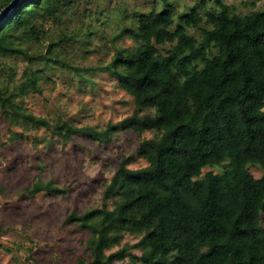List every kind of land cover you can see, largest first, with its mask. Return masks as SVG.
<instances>
[{
	"label": "trees",
	"instance_id": "1",
	"mask_svg": "<svg viewBox=\"0 0 264 264\" xmlns=\"http://www.w3.org/2000/svg\"><path fill=\"white\" fill-rule=\"evenodd\" d=\"M10 1H0V10ZM72 2L20 0L0 21V54L35 56L20 41L39 40L43 20H59ZM205 3L183 13L170 2L152 5L134 14L133 26H122L120 34L136 45L116 49L113 65L122 67L118 82L137 108L102 130L50 122L0 89V108L11 123L52 127L65 139L80 132L102 138L119 129L154 131L138 145L146 164L132 168L123 157L106 183L111 207L65 217L89 233V256L80 264H112L127 255L141 264H264V8L238 13L215 0L217 8L203 15ZM201 23L200 37L188 31ZM57 43L51 39L47 52ZM26 74L23 88L40 90L35 74ZM252 164L262 168L259 177ZM209 165L222 170L202 173ZM41 190L66 189L53 179L28 188ZM125 230L142 232L134 244L140 253L125 246L108 251Z\"/></svg>",
	"mask_w": 264,
	"mask_h": 264
},
{
	"label": "rangeland",
	"instance_id": "2",
	"mask_svg": "<svg viewBox=\"0 0 264 264\" xmlns=\"http://www.w3.org/2000/svg\"><path fill=\"white\" fill-rule=\"evenodd\" d=\"M199 1L73 0L59 20H43L45 35L39 40L25 37L20 41L35 56L0 54V89L12 93L26 111L50 122L102 130L137 108L132 95L118 82L116 70L122 67L113 65L116 49L136 45L131 36L120 34L122 26H133L134 14L148 11L152 5L160 8L170 2L183 13ZM222 1L238 13L264 8V0L255 4L251 0ZM215 8V0H206L199 12L204 15L206 9ZM203 25L189 26L188 31L200 37ZM51 39L58 43L48 53ZM30 71L40 90L23 88ZM153 133L119 129L108 137L80 132L65 139L52 127L11 123L0 108V264H80V259L88 258V231L65 222V217L72 211L111 207L114 196L105 198L106 183L123 157H130L132 168L146 164L138 145ZM249 168L256 177L262 174L258 164ZM207 170L218 172L222 166H206L202 173ZM37 179H53L66 190L29 192ZM141 235L125 230L120 242L108 251L125 246L128 252L140 253L134 244ZM112 264L141 263L130 262L127 255Z\"/></svg>",
	"mask_w": 264,
	"mask_h": 264
},
{
	"label": "water",
	"instance_id": "3",
	"mask_svg": "<svg viewBox=\"0 0 264 264\" xmlns=\"http://www.w3.org/2000/svg\"><path fill=\"white\" fill-rule=\"evenodd\" d=\"M20 0H11L5 7L0 10V21H2L16 6Z\"/></svg>",
	"mask_w": 264,
	"mask_h": 264
}]
</instances>
